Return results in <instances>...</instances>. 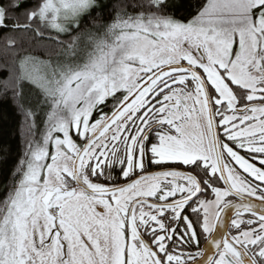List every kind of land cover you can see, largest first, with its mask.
I'll return each mask as SVG.
<instances>
[{
	"label": "snow or ice",
	"instance_id": "6c2138e0",
	"mask_svg": "<svg viewBox=\"0 0 264 264\" xmlns=\"http://www.w3.org/2000/svg\"><path fill=\"white\" fill-rule=\"evenodd\" d=\"M103 8L0 0V264H264V0Z\"/></svg>",
	"mask_w": 264,
	"mask_h": 264
},
{
	"label": "trees",
	"instance_id": "16d2710c",
	"mask_svg": "<svg viewBox=\"0 0 264 264\" xmlns=\"http://www.w3.org/2000/svg\"><path fill=\"white\" fill-rule=\"evenodd\" d=\"M104 5V19L112 6L120 0H99ZM96 15V13H93ZM20 117L15 113L11 101L0 105V197L4 194V185L8 174L21 155Z\"/></svg>",
	"mask_w": 264,
	"mask_h": 264
}]
</instances>
